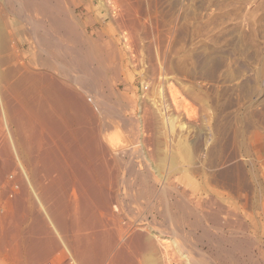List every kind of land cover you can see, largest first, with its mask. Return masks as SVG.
Segmentation results:
<instances>
[{"label":"rangeland","instance_id":"1","mask_svg":"<svg viewBox=\"0 0 264 264\" xmlns=\"http://www.w3.org/2000/svg\"><path fill=\"white\" fill-rule=\"evenodd\" d=\"M12 1L0 0V11L3 15L0 14V18L2 22L4 18V23L6 25L8 23V30L10 29L8 32L12 33V36L9 33V36L7 34L8 38L6 37L7 41L10 40V43L7 44L9 49L6 50V47H3V50H0V63L1 59L5 63L1 65L2 67L0 66V71L11 66L15 67L18 63L19 65L24 64L34 73L41 72L46 75L53 73L51 76H54L55 73L54 77L58 76L57 78L60 79L59 67L61 70L64 69L61 66V63L64 62L61 61L63 55L53 50L50 51L54 54L41 51L39 45L32 38L31 21H28L30 17L35 18V21L38 22L41 20L40 23L42 22L45 29L48 28L47 31H49V26L46 23L48 22L49 7L47 11L46 5L40 4L44 3L43 0H36L40 1L37 3L34 0V6L27 4L32 8L25 11L16 3V0ZM31 1L33 0H27V3ZM39 9H45L47 12L44 10V13ZM18 10L21 12L20 17ZM23 11L30 17L24 14L28 17L24 18ZM65 13L64 15L69 21L74 17V23L73 21L72 23L74 26L77 24L82 41L90 43L89 52H92L90 57H93L95 67L102 64L98 58L104 55L106 63L104 65L114 71L111 69L108 73L104 71L102 74L96 73L92 83L93 96L97 95L99 100H104L105 107H108L107 111L109 110L108 114L99 113L101 119L110 122L108 126L101 124L103 143L112 150H110L111 153L116 150L120 151L124 145H126L125 148H131L130 151L126 150L129 155H126L125 159L127 160L129 157L128 159L137 160L136 167L146 166L149 175L147 185L149 188L144 187L142 181L138 185L117 184L114 187V191L119 196L116 201L108 205L116 219L111 217V214L107 213L111 211L107 209L106 213L102 211L104 208L100 207L99 201L94 205L96 202V196L93 195L94 189L80 188L77 185L80 175L76 174L77 171L74 172V168L79 167L77 165L81 159L80 153L76 151L80 135L78 132H74V135L76 134L78 137H75L77 141L74 140L72 143L73 141L68 140V136H64L66 131H63L65 129L62 126L58 130L62 132L63 139L60 137L61 132L56 131V134L59 140L57 143L59 146L61 145L59 149L63 150L58 151V158L63 160L58 162V159H55L56 163L62 166H57V169L60 168L62 171H54L58 172L55 174L58 175L57 177L54 173L51 174L54 178L56 177V181L53 180L55 182L53 188H56V193L61 191L62 196H60L61 194L59 196L63 198L67 211L80 210L82 213L81 210L92 211L95 208L98 210L100 222L102 221L99 230L109 229L106 230L107 233L113 232L111 235H106V238L111 242L113 241L112 236L116 237L117 235L118 238H116L120 239L117 242V248L122 246L119 249L120 255L117 258V264L121 262L131 264V260L132 264L146 263L144 261L147 259L148 253L143 249L137 251L131 242V238L137 230L146 235L152 245L154 243V247L151 248L156 251L151 248L148 251L152 257L154 255L156 264L163 259L168 263L162 261L161 264H184V260L177 251L179 247L171 241L173 238L181 247L183 246L182 249H188L190 255L192 253L191 256L197 254L195 257L201 264H206L205 260L208 259L207 264H264V0H67ZM127 13L132 17H128V19ZM132 19L135 21V23L131 22L133 25L130 23ZM127 22L130 24L129 26H126ZM134 25H139L141 29L137 26L136 28H139L137 30ZM16 26L22 29V32L17 36L12 31ZM125 27L133 29L137 34L131 30L134 36L127 35ZM39 35L42 38L48 36L42 29H39ZM57 35L62 39L61 41L65 39L70 41V43L66 40L62 42L63 47H67L66 44L74 47L75 42L68 37L66 32L64 34L62 31ZM91 49L93 50L91 51ZM40 51L43 54L39 53ZM89 52L84 50L81 55L84 56ZM55 54L56 56L60 54L57 57L61 59L59 60ZM9 57L10 59H8ZM43 59H46L47 63L51 61V66ZM100 75L101 77H99ZM104 77H106L105 80ZM145 83L149 84V91L144 88ZM158 87L165 89L163 90L165 99L159 96ZM80 93L96 107L95 100L92 101L91 95L82 91ZM104 94L106 95L104 96ZM172 96L179 103L182 101L180 104L178 103L179 106L173 105ZM184 100L186 101L184 102ZM165 105L168 106L167 110L164 108ZM150 113H152L151 119L154 121L150 120ZM146 114L150 120L149 123L144 120ZM109 115L112 119L107 117ZM167 116L172 119L175 117V127H168ZM147 124L152 125L151 129ZM143 127L144 131H142ZM151 130L154 134L148 132ZM146 132L153 138L151 139ZM146 137L150 138V141ZM142 139L149 142L147 144H151L153 141L152 145L155 149H152V145L147 148L148 145ZM0 142L2 143L1 136ZM66 142L69 145L66 144L65 147H62L64 145L62 143ZM75 145V149L72 148ZM63 148L74 150L71 153L72 156L74 155L73 158ZM67 156L76 160L70 159L73 165L77 162L75 167L66 158ZM109 157L107 156L106 159ZM111 159L113 158L107 160ZM67 160L71 164H68ZM113 160H111L112 163ZM67 166L68 170L65 172ZM70 167L73 168V171H69ZM62 168H64V172ZM149 169L158 172L154 173L158 179H161V176H170L166 185L167 191L170 192H167L166 195L161 194L162 192L158 190L157 185L150 177ZM12 170H6V174L4 172L5 175L0 176V221L2 222H0V232L2 231L1 225L4 226L5 222L15 223L12 221L15 220L13 213L15 203H13V199L11 200L12 195H18L25 201L27 200L24 209H34L36 205L34 212L39 211L38 205L34 204L38 198L34 197L32 185L28 184L27 190L26 186H23V184H27L24 177L19 175L22 173L21 169L18 170L20 173L17 172V169L14 172ZM42 173L44 172L39 175ZM62 175L66 177H60ZM41 176L44 179L45 173ZM48 178H51V175L45 178L46 181ZM57 178L59 179L57 180ZM21 179L24 180V182L22 180L23 183L20 181ZM70 179L73 182L77 180L75 181L77 187L67 186ZM6 185L7 187H5ZM74 190H81V193L77 192L79 194L75 195ZM87 191L92 195L91 201L94 199L93 203L88 201V205L85 203H87V199L90 200L89 196L91 195ZM97 193L98 191L95 189V194ZM85 194H89L88 197ZM74 195L78 197L77 200ZM80 195L87 198H84L86 202L81 199ZM125 196L127 197L125 198ZM34 198L35 200H33ZM175 200L176 203L179 201V204L186 200L189 202L180 204L182 208L180 209ZM90 203H92V207ZM82 204L84 207L89 206L92 209H87L88 207L85 209ZM115 206L121 210L115 209ZM97 210L94 211L95 215H98L96 214ZM9 211L11 212L9 213ZM102 212L107 215V219L106 216L101 215ZM8 213L9 216H7ZM11 213L14 219L11 218ZM2 215L7 219L6 221ZM95 220L98 221V216H95ZM103 222L109 226L107 224L104 226ZM48 224L51 226L49 220ZM102 226L103 228H101ZM133 226L135 230L132 229ZM15 228L16 226H14ZM143 228L145 229L143 230ZM155 230L160 231L159 233L163 232V235L158 237L160 239L153 235L156 233ZM2 234L1 232L0 239ZM16 234L18 235V233ZM1 241L0 248L3 247ZM162 242H164V246L167 245V251L163 250ZM125 243L128 245L124 247ZM9 244L6 245L4 253L10 251ZM124 248H126L125 252ZM23 249L19 248L22 252ZM128 251L134 252L135 255L137 253V257ZM161 252L168 254L165 256L166 258L163 257L165 254L162 255ZM104 254L106 257L103 256ZM128 254L130 257L133 256L131 260L126 256ZM198 254L206 257L204 262L202 259L200 260ZM22 255L23 253L20 255V260L24 262L26 257ZM111 255V250L108 253L101 251L97 261L100 264H114L111 263ZM66 260L67 264H73L69 259L66 258ZM127 261L128 263H126ZM0 264H12V261L0 256Z\"/></svg>","mask_w":264,"mask_h":264},{"label":"bare ground","instance_id":"2","mask_svg":"<svg viewBox=\"0 0 264 264\" xmlns=\"http://www.w3.org/2000/svg\"><path fill=\"white\" fill-rule=\"evenodd\" d=\"M10 1H12V0H10ZM43 1H44V3L41 2L40 4H42V6L45 4L47 7L45 9L48 11V7H49V10H50L49 12H47L44 9L47 13H49L48 14V22H46L48 24V25L47 24L46 25L49 26V29H50L49 31H47L48 28L45 29L46 27L42 22L40 23L41 20L39 22L35 21V18L32 19L26 13L27 16L30 17V18H28L27 16H25L26 14L24 11H23L24 12L23 16H24V18L27 17L29 19L28 20L29 22L31 21L30 22L31 24L30 23L29 24L31 25L30 31L32 34V38L39 45L41 51L54 54V52L52 53L50 51V50H53V51H57L58 53H60L64 56V57L62 56L63 59L60 58L61 61L63 60L64 62L61 63L60 61L57 60L58 62L61 63V66L64 69L61 70L59 67V72L61 74L60 79L57 78L58 76L56 78L54 77L55 73H54V76H51V74L53 75V73H51L50 75L41 74V72H38L39 74L37 72L34 73L32 70L26 68L24 64L19 65L18 63H17V66H15V67L11 66V67L2 69V71H0V117H1L0 118V136H1V140H2V143L0 142V176H2L6 170H9V169L12 170L13 169L12 171L14 172V171H16L15 169H17V172H19L18 170L21 169L20 172H22V173L19 175L24 177L23 179H25V183H27L26 185L23 184V186L24 187L26 186V188H27L28 184L32 185V189L34 190V193H35L34 197L37 196V198H38V201L36 203H34V202L33 203L37 204L38 205L37 207H39V211H37V212H34L36 205L34 206V209L30 208V209L26 210V209H24V207L26 206L25 202H27V200L25 201V199L21 196L12 195L13 198L11 197V200L13 199V201H14L13 203H15L14 212H13L15 220H12V221H15V223H11V221L5 222L7 220V219H5L6 218L5 214H4L5 218L2 215V218L5 219V221H4L5 224H4V226L1 225L2 226L1 232L3 234L1 235L2 237L0 240H2L1 244H3V245H1V246H3V247L0 248V256H3L4 259L11 260L12 264H15L16 262H18L17 264H22L23 260L22 261L20 260L21 253H23L24 257H26V260L23 262V264H67L66 258L69 259L71 261V263H73V264H94V261H96V264L97 263L100 264L97 261V259H98L97 257L99 255V253L101 251L103 253H108L111 250V253H112L111 263L117 264V258L120 255L119 249L122 246L121 245L120 248H117V244H118L117 242L120 239H117L118 238L117 235H116L117 238L115 236H112L113 241L111 242V240L106 238L107 237L106 235L110 234V233H107V231L109 229L108 230L106 229L107 231L105 229H103L104 231H102V229H101V231L99 230V228L101 226L100 223L102 221L100 222V219H99L100 215H99L98 210L95 208V210H97L96 214H98V215L94 214L95 210H92V211L81 210L82 213H80V210H78L79 212L77 210H68L67 211V209L65 207L66 205L63 202V198L60 197V196H62L61 191L60 192L58 191L56 193V191H55L56 188L55 189L53 188L55 186L54 185L55 182H53V180H55V178L58 176V175H55L58 172H54V171H59L60 168L58 170L57 166L58 167L61 166L59 163H56L57 162L56 160L58 159V162H59V160L60 161L63 160V159L61 160L58 158L59 157L58 151H63V150H61L62 148L59 149V147H61V145L59 146V144L57 143V141L59 142V140H58L56 131H59L58 129L63 126V128L65 129L63 131L64 132L66 131V134H67V135L65 134L64 136H68V138H69L68 140L73 141L72 143H74V140L77 141L76 138L78 137V136H76V134L74 135V132H78L80 135L79 136L80 137L79 142L77 143L78 145L75 142V144L77 145L76 151H77V153L79 152L80 156H81L80 163L77 165V162H76L73 165L72 161H74L75 159L72 160L71 158H68V156L66 158H68L69 160L70 159L72 160V161L71 160L70 161L72 162V165L74 167H75V165L80 167V169H79V167L78 168L75 167L77 169L74 168V170H75L74 172L77 171L76 174L79 173V175H80L79 180L78 181L75 180L78 182L77 185L80 188H83V187L89 188L90 187V188L94 189L93 195H95L97 198V199L95 198L96 202H94V199H92L93 201H91L92 195L89 193V191H87V192L91 195V196H89V198L91 197L90 200L86 198V197H88L89 194L88 195L85 194L86 197H83L80 195L82 197L81 199H84V198L87 199V203H85L86 205H88V201L89 202L91 201L92 203L94 202V205L98 203L97 201H99L101 204L100 207L104 208V210L102 209V211H105L106 209L110 210L108 208V205L112 204L113 201H116L118 199V196H119V194H116V192L114 191V187L117 186V184H123V186H132L133 184L138 185V183L140 181H142V184L144 187L147 186L148 182H149V175L147 174L146 169H148V168L146 166H141V165L136 167V161L137 160L134 161L131 158L128 159L129 157L127 158V160L125 159V156L129 155V154H127L128 153L127 149H129V148H125L126 145H124L121 150L119 149L120 151L116 150L113 153H111L112 150L106 146L107 144L105 145L103 143V141L101 139V131H100V128L102 126L101 124H103L104 126H108L110 124V122H108L109 120L106 121V120L101 119L102 117H100V114H103V113L108 114L109 110L107 111L108 107H105V104L103 102L104 100H102V99L99 100V98L96 97L97 95L95 97L93 96L94 92L92 91L93 90L92 83H93V79H94L96 73L102 74L103 71L105 73H108L109 70H111L112 68L109 69L108 66L104 65V64H106L104 55L99 56V58H98V61H100L102 64L95 67V61H94V59H92L93 57L92 58L90 57V56H92V52H89V50H90L89 44L90 43L88 44V42L82 41V39H81L82 36L80 38V34L78 31L79 29L76 26L77 24L75 26L73 24L74 23V21H73L74 17H73V20L69 21L68 18H66V16L64 15V13L66 11V6H67V0H43ZM33 2H34V0L31 1L30 3L29 2L27 3V0L26 1L25 0H16V3L19 6H21V8L23 7L25 9V11H28L27 9L31 7V6L28 7V5L33 4V6H34L35 2L34 3ZM37 2H40V1H36V3ZM37 7H39V6H37ZM41 8H43V7H41ZM18 9H19V7H18ZM15 10H17V8H15ZM39 10H43V9H39ZM44 10H43V12H44ZM0 14H1V11H0ZM127 14H128L127 18L132 17V16H129V13H127ZM44 15H46V14H44ZM1 16H3V15L1 14ZM20 16H21V12H20L19 17ZM27 18H26V20H27ZM134 20H136V19L134 18ZM134 20L132 19V21H130V23L131 22L135 23ZM72 21H73V23H72ZM4 22H5L4 18H3V22L0 18V50H3L2 49L3 47H6L5 48L6 50L9 49V47H7L8 46L7 44H8V42L10 43V40L7 41V38H8L7 34L9 36L10 32H8V31H10V29L8 30V27H9V26H7L8 23L6 25ZM136 24H138V23L136 22ZM127 25L129 26L130 24L127 22L126 26ZM137 26L140 27L139 25H137ZM137 26L134 25L135 28ZM128 28L125 27V29H124L126 31V33L128 32L127 35H130V36L133 35V32L131 31L133 29H130L131 26L129 28V31H131L132 34H131V32H129L127 30ZM39 29H42L43 31H45V34H47L48 36H46L45 38L44 37L42 38L39 35ZM140 29H141V27H140ZM21 30L22 29L20 27L16 26V27H14V29L12 31H14V34H16V36H17L18 34H20V32H22ZM137 30H139V28ZM62 31H64V34L66 32L68 37L70 39H72V41L75 42L74 47L69 45V44L65 45L67 47H63L62 42H64L66 39L64 41H61L62 39H60V37L57 35V33H61ZM81 33H82V31H81ZM135 33L137 34V32H135ZM11 34L12 33H10V36H12ZM64 36H66V35H64ZM136 36L138 37V35H136ZM66 41L70 43V41H68V40H66ZM9 46H11V45L9 44ZM47 46H49V47H47ZM97 46H99V45H97ZM84 50H85V52H89L91 54L89 55V53H85L86 55H84V56L81 55L82 51H84ZM92 50L93 49H91V51ZM41 51L39 53L43 54V52H41ZM9 53H11V52H9ZM13 53H14V51H13ZM60 54H58V55H60ZM38 55L41 56V54H38ZM55 56H56V54H55ZM45 58L47 59V57H45ZM8 59H10V57ZM106 59H107V57H106ZM2 60L3 59H1L0 66L5 64L4 61H2ZM33 62L36 63V61H33ZM13 63H15V62L13 61ZM49 63H47V64L49 65ZM50 66H51V63H50ZM112 71H113V69H112ZM161 71H163V70L161 69ZM105 73H103V74H105ZM163 74H165V73H163ZM99 77H101V75ZM105 79H106V77H104V80ZM99 82L101 83V81H99ZM102 83H103V81H102ZM161 86H163V85L161 84ZM95 87H96V85H95ZM148 87H149V84L145 83L144 88L149 91ZM79 90L84 92V93L86 92L87 94L91 95V98L93 99L92 101L95 100L96 107H94L91 104V102H89L90 100H87L86 99L87 97L85 98L84 95L82 93H80ZM163 90H165V89H163V87H160L158 92L160 94L159 96H162L165 99V95H164L165 93ZM109 91H111V90H109ZM98 92L99 91H97V93ZM176 93H177V91H176ZM106 94H104V96ZM108 94H110V92H108ZM108 94H107V98H108ZM174 96H172V97L174 98ZM173 98H172L173 105L177 104L179 106V104L182 101L179 103L176 98H174V99ZM185 101L186 100H184V102ZM154 102L156 103L155 99H154ZM163 102H164V100H163ZM101 106H103L104 109H102L103 107H101ZM159 106H161V105H159ZM164 108H165V110H167L168 106L165 105ZM176 109H178V108H176ZM150 114H151V116H150ZM150 114H149V117H150V120H152L151 117H153V115H152V113H150ZM107 117H109V119H112L110 117V115ZM146 118H147V114H146V117L144 118V120L149 123L150 120H148V118L146 120ZM176 118H177V116H176ZM166 119H167L166 123H168L169 128L175 127L174 126L175 117L172 119V117L167 116ZM152 121H154V120H152ZM152 125H148L149 128ZM144 127H143L142 131H144ZM152 128H154V127H152ZM145 131H147L146 128H145ZM152 131L153 130L148 131V132H150L151 134H154ZM59 132H61V131H59ZM156 133H155V136H156ZM61 134H62V132H61ZM146 134H147V132H146ZM61 136L63 137V134L60 135V137ZM72 136H74V137H72ZM144 137H145V135H144ZM71 138H73V140H71ZM150 138L149 139L147 138V139L150 141ZM60 141L63 142L62 140H60ZM142 141H144L146 144L149 143L144 139H142ZM157 141L159 142V140H157ZM62 144H64V145H62V147L63 146L65 147L67 142L62 143ZM146 144H145V147H146ZM152 144H153V141L151 144H147L148 145L147 148L149 146H151ZM67 145H69V144H67ZM76 145L72 146V148L74 147V149H75ZM151 147H153V145ZM157 147H159V146H157ZM78 149H79V151H78ZM130 149H129V151H130ZM152 149H155V148L153 147ZM65 151H67V154L68 153L71 154L74 150H71L70 148L69 149L66 148ZM131 152H132V150H131ZM13 155H15V157H13ZM111 155H113V157H111ZM63 156H64V154H63ZM71 156H72V154H71ZM73 156H72V158H73ZM107 156L108 157L110 156L109 158H113L114 160L113 159H111V160H113L114 162L112 163L111 160H107V159H109V158L106 159ZM69 160H67L68 164H71V163H69ZM64 162L65 161H63V163ZM64 164H66V163H64ZM73 166H71V167H73ZM120 167H121V169H120ZM66 168L67 169H65V172L68 170V166ZM62 169L64 172V168H62ZM60 171H62V170H60ZM69 171H73V168L69 169ZM121 171H124V172H121ZM41 172L45 173V176H44L45 178L49 177L50 175H51V178H48V181H46L47 179H45V178L42 179L43 176L40 177V175H43L44 173L39 175V173H41ZM46 173L48 176L46 175ZM51 173H54V175L56 177L54 178V176ZM154 173H158V172L154 171L153 169L150 170V174H151L150 177L152 178L153 183L155 185H157V188L159 191L162 192L161 193L162 195H166L167 192H170V191H167V188H166L167 187L166 186L167 181L169 180L170 176L166 175L163 177L160 175L161 179H158V178H156ZM5 174H6V172H5ZM62 174H64V173H62ZM60 177H66V176L62 175ZM40 178L42 180H45V181H42ZM23 179H21L20 181L22 182ZM58 179L59 178H57V180ZM72 179H75V178H72ZM72 179L69 180L67 186L68 187L72 186L75 188V186L77 187V185H75L77 182L76 183H75V181L73 182ZM16 181H17V179H16ZM23 182H24V180H23ZM60 182L62 183V181H60ZM10 184H12V183H10ZM56 184H57V182H56ZM19 185H20V183L18 184V186ZM176 186H177V184H176ZM5 187H7V185ZM95 189L98 191L97 194H95ZM19 190H22V189H19ZM27 190H28V188H27ZM168 190H169V187H168ZM24 191H26V190H24ZM84 191H85V189H84ZM125 191H126V189H125ZM75 192L76 193H74V194L76 195V194L81 193V190H79V191L76 190ZM77 192H79V193H77ZM172 192H173V190H172ZM177 192H179V190H177ZM130 194L132 196V193H130ZM158 194H159V192H158ZM170 194H172V193H170ZM170 194H168V195H170ZM155 195L156 194H154V196ZM180 196H181V194H180ZM126 197L127 196H125V198ZM169 197L172 198L171 195ZM77 198L78 197H76V200H77ZM8 199L10 200L9 197H8ZM182 199H184L183 196H182ZM33 200H35V198ZM79 200H80V197H79ZM50 201H51V203H50ZM73 201H75V200H73ZM187 201L188 200H186V202ZM85 202H86V200H85ZM178 202L179 201H177V203H176V200H175L176 204H179ZM183 202H185V201H183ZM183 202H180V204H184ZM72 203H74V202H72ZM92 203H90L91 205L89 204L91 207L93 206ZM210 203H211V201H210ZM79 204H81V203H79ZM180 204H179V206H180ZM212 204H213V202H212ZM212 204H210V205H212ZM98 205H97V207H98ZM82 206H83V204H82ZM117 206H119V205H117ZM117 206H115V209L119 210L120 208H117ZM86 207H88L87 209L91 208V207L89 208V206H85L84 208L86 209ZM94 207H96V206H94ZM220 208H221V206H220ZM180 209H182L181 206H180ZM183 209H186V208H183ZM66 211H67V213H66ZM10 212L11 211H9V213ZM106 212L107 211H105V213ZM4 213H6V212H4ZM9 213L7 216L10 215ZM107 213H110L111 217L115 216V214L112 215V211L107 212ZM12 215L13 214L11 213V218L13 217ZM101 215H104V213ZM209 215H211V214L209 213ZM95 216H98V221L95 220ZM104 216H106V219H107V215H104ZM8 218H10V217H8ZM14 218H12V219H14ZM100 218H102V217H100ZM114 218L116 219V217H114ZM10 219H8V220H10ZM1 220H3V219H1ZM48 220H49V222H51V226L48 224ZM106 224L103 222L104 226ZM14 226H16L15 229H14ZM21 226H22V228H21ZM120 226L122 227V225H120ZM101 228H103V226ZM105 228H107V227H105ZM134 228L135 227L133 226L132 229H134ZM136 228H138V227H136ZM141 228H142V226H141ZM141 228H140V230H141ZM144 229L145 228H143V230ZM5 230L7 231V233H5L6 232ZM134 230H133V232H134ZM116 231H117V229H116ZM155 231H156V233L153 234L155 237L158 238V237H161L163 235V232H161L162 233L161 234V233H159L160 231H157V230H155ZM130 232H131V234H133L132 231H130ZM137 232H139V233H137ZM137 232H134L133 238H131V242L133 243L134 248L137 251L143 249V251H146V253H148V255H146L147 259L144 261V262H146L145 264H156V262L154 261L156 259L153 258L154 255L152 257L151 254L149 253L150 251H148L149 248L154 247L153 246L154 243L152 245L151 240H148L146 238V235L141 234V231L137 230ZM16 233H18V235ZM112 233L113 232H111V234ZM57 235L59 236V238ZM173 235L175 236V234H173ZM108 237H110V236H108ZM128 237L130 238V236H128ZM158 239H160V238H158ZM168 241L170 242V240H168ZM171 241H172V243H174L175 245H177L179 247V249H177V251L179 252L182 260H184V262H183L184 264H201L200 261H197V257H195V256H197V254L195 256H191L192 253L190 255V251H188V249L185 250L186 249L185 247H184L185 249H182L183 246L181 247V245H179L174 238ZM61 242H62V244H61ZM8 243H10L9 244L10 245V247H9L10 251L4 253V251L6 249V245ZM163 243L164 242H162V244ZM126 245H128V244L125 243L124 247ZM131 246H129V247H131ZM63 247H64V249H63ZM162 247H163V250L165 249V251H167V248H166L167 245L164 246V244H163ZM19 248H24L23 249L24 251L23 252H22V250L20 251ZM125 249L126 248H124V252L126 251ZM151 249H153V248H151ZM122 250H123V248H122ZM154 251H156V250H154ZM143 253H145V252H143ZM161 253H163V252H161ZM133 254H134V252L132 253V255ZM164 254H165V252L162 255H164ZM229 254H231V253H229ZM136 255H137V253H136ZM140 255L142 256L141 253H140ZM162 255H160V256L162 257ZM167 255L165 254L163 257H165ZM103 256H105V254ZM126 256L130 257L129 254ZM133 256H131L128 259L131 260V258ZM198 257L200 258V260L202 259V261L205 260V258H206L204 255H199V254H198ZM159 259H160V257H159ZM208 260H205L206 264H207ZM123 261H124V259H123ZM120 262H121V260H120ZM161 262L160 263L157 262V263L161 264ZM121 263H119V264H121ZM123 263H125V262H123ZM126 263H128V261ZM164 263H168V262H164ZM169 263H170V260H169ZM131 264H132V260H131ZM170 264H172V263H170Z\"/></svg>","mask_w":264,"mask_h":264}]
</instances>
